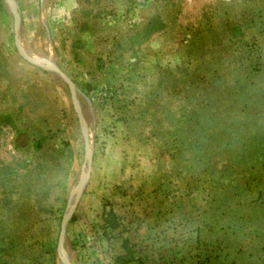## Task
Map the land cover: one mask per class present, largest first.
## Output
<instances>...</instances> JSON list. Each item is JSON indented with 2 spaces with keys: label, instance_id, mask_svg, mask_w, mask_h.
<instances>
[{
  "label": "rangeland",
  "instance_id": "rangeland-1",
  "mask_svg": "<svg viewBox=\"0 0 264 264\" xmlns=\"http://www.w3.org/2000/svg\"><path fill=\"white\" fill-rule=\"evenodd\" d=\"M65 1L0 0V264H264V0Z\"/></svg>",
  "mask_w": 264,
  "mask_h": 264
},
{
  "label": "crops",
  "instance_id": "crops-1",
  "mask_svg": "<svg viewBox=\"0 0 264 264\" xmlns=\"http://www.w3.org/2000/svg\"><path fill=\"white\" fill-rule=\"evenodd\" d=\"M11 1H13V0H11ZM71 2H73V0H66L63 8H67L68 5L72 4ZM77 5H78V3H75V0H74V5L72 6V9L73 8L75 9L77 7ZM17 37H18V35L14 34V38L16 39ZM20 54L22 56L26 57L29 60V62H32L34 65L36 64L37 66H40V67L45 68V69L49 68L52 70L60 71V64L58 63V61L54 57H51L50 55H48V56H41V55L32 56L30 54H27V53L24 54L22 52Z\"/></svg>",
  "mask_w": 264,
  "mask_h": 264
},
{
  "label": "trees",
  "instance_id": "trees-1",
  "mask_svg": "<svg viewBox=\"0 0 264 264\" xmlns=\"http://www.w3.org/2000/svg\"><path fill=\"white\" fill-rule=\"evenodd\" d=\"M111 216H113L112 211H109L108 213H106V218L107 219L110 218ZM132 260H133L132 257L127 258V257H124V256H118L116 258V264H128Z\"/></svg>",
  "mask_w": 264,
  "mask_h": 264
}]
</instances>
